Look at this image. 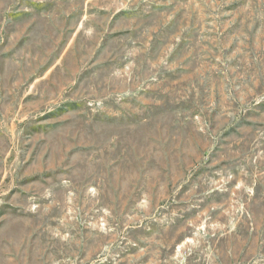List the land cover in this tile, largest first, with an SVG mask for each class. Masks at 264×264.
<instances>
[{
  "label": "rangeland",
  "instance_id": "obj_1",
  "mask_svg": "<svg viewBox=\"0 0 264 264\" xmlns=\"http://www.w3.org/2000/svg\"><path fill=\"white\" fill-rule=\"evenodd\" d=\"M0 264H264V0H0Z\"/></svg>",
  "mask_w": 264,
  "mask_h": 264
}]
</instances>
